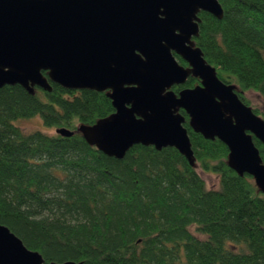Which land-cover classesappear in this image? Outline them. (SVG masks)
Returning a JSON list of instances; mask_svg holds the SVG:
<instances>
[{"label": "trees", "instance_id": "trees-1", "mask_svg": "<svg viewBox=\"0 0 264 264\" xmlns=\"http://www.w3.org/2000/svg\"><path fill=\"white\" fill-rule=\"evenodd\" d=\"M219 2L224 17L202 12L195 43L251 106L246 92L264 97V0ZM199 83L190 77L173 90ZM51 85L34 95L20 85L0 89V223L30 250L47 264H264V193L229 167L222 141L195 133L181 110L197 167L220 176L211 190L175 148L137 145L119 160L91 146L79 128L114 114L112 100ZM36 117L75 134L18 125ZM254 142L264 161V144Z\"/></svg>", "mask_w": 264, "mask_h": 264}, {"label": "water", "instance_id": "water-1", "mask_svg": "<svg viewBox=\"0 0 264 264\" xmlns=\"http://www.w3.org/2000/svg\"><path fill=\"white\" fill-rule=\"evenodd\" d=\"M202 12L224 17L219 0H0V89L20 85L34 95L36 88L52 92L53 82L107 93L115 113L79 128L91 146L119 160L137 145L175 148L197 167L183 110L193 131L222 141L229 167L252 176L264 193V161L254 142L264 144V119L196 46ZM191 76L201 84L173 90ZM0 264L47 263L0 223Z\"/></svg>", "mask_w": 264, "mask_h": 264}, {"label": "rangeland", "instance_id": "rangeland-1", "mask_svg": "<svg viewBox=\"0 0 264 264\" xmlns=\"http://www.w3.org/2000/svg\"><path fill=\"white\" fill-rule=\"evenodd\" d=\"M245 98L250 101L251 106L253 109H258L261 114H264V97L255 91H248L245 93ZM262 117L261 115H259ZM18 125L25 131V132H33V131H43L45 133L54 135L57 133V130L54 128H48L44 125L42 119L40 117H36L30 120H22L18 123ZM197 171L200 176L205 180L207 187L211 190H219L220 189V176L215 173L205 172L202 168L197 167ZM194 233L200 237L204 238L203 235L197 233L195 229L193 230Z\"/></svg>", "mask_w": 264, "mask_h": 264}, {"label": "flooded vegetation", "instance_id": "flooded-vegetation-1", "mask_svg": "<svg viewBox=\"0 0 264 264\" xmlns=\"http://www.w3.org/2000/svg\"><path fill=\"white\" fill-rule=\"evenodd\" d=\"M176 55V54H175ZM176 58H177V60H178V62L182 65V66H184L185 68H189L190 66H189V64L185 61V60H183L180 56H177L176 55ZM181 60L183 61V62H185L186 63V65H184V64H182L181 63ZM191 77H193V76H191ZM195 78V77H194ZM201 84V81H200V83L198 84V85H200ZM197 85V86H198Z\"/></svg>", "mask_w": 264, "mask_h": 264}]
</instances>
